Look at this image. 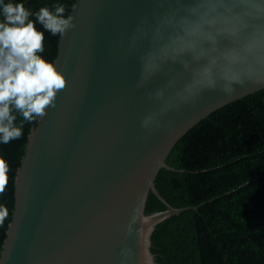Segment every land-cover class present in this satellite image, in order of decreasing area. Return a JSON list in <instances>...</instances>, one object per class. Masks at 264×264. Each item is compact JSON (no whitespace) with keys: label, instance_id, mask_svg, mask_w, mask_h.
<instances>
[{"label":"water","instance_id":"obj_1","mask_svg":"<svg viewBox=\"0 0 264 264\" xmlns=\"http://www.w3.org/2000/svg\"><path fill=\"white\" fill-rule=\"evenodd\" d=\"M74 2L75 28L59 37L53 61L65 88L28 134L0 264H155L154 226L192 209L170 206L155 187L162 168L177 171L169 153L212 113L264 87L230 99L206 91L149 133L140 126L156 107L147 94L164 80L136 87L139 66L126 41L160 0ZM150 191L166 210L144 214Z\"/></svg>","mask_w":264,"mask_h":264},{"label":"clouds","instance_id":"obj_2","mask_svg":"<svg viewBox=\"0 0 264 264\" xmlns=\"http://www.w3.org/2000/svg\"><path fill=\"white\" fill-rule=\"evenodd\" d=\"M65 13L64 4L32 12L0 0V144L20 139L23 124L44 117L65 88L63 73L42 56L45 32L63 37L75 28ZM126 54L139 66L138 89L164 80L147 94L156 107L140 126L151 133L206 91L230 99L264 87V0H160L128 35ZM7 216L0 207V223Z\"/></svg>","mask_w":264,"mask_h":264},{"label":"trees","instance_id":"obj_3","mask_svg":"<svg viewBox=\"0 0 264 264\" xmlns=\"http://www.w3.org/2000/svg\"><path fill=\"white\" fill-rule=\"evenodd\" d=\"M37 12L74 0H13ZM30 19H34L30 17ZM43 31L39 24L35 25ZM43 58L54 61L59 36L44 33ZM22 121L18 117L17 123ZM36 124H23L20 139L0 144V253L12 217L14 176L28 134ZM155 187L174 208L192 209L157 223L149 251L155 264H264V90L228 104L198 123L169 153ZM167 207L151 191L144 214Z\"/></svg>","mask_w":264,"mask_h":264},{"label":"snow or ice","instance_id":"obj_4","mask_svg":"<svg viewBox=\"0 0 264 264\" xmlns=\"http://www.w3.org/2000/svg\"><path fill=\"white\" fill-rule=\"evenodd\" d=\"M2 167H3V166H2V165H0V170H2Z\"/></svg>","mask_w":264,"mask_h":264}]
</instances>
